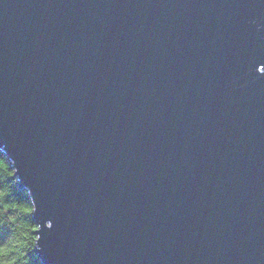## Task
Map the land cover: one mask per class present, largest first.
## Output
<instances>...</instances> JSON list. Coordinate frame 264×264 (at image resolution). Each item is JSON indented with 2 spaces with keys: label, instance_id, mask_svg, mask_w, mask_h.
<instances>
[{
  "label": "water",
  "instance_id": "water-1",
  "mask_svg": "<svg viewBox=\"0 0 264 264\" xmlns=\"http://www.w3.org/2000/svg\"><path fill=\"white\" fill-rule=\"evenodd\" d=\"M0 151L42 264H264V0H0Z\"/></svg>",
  "mask_w": 264,
  "mask_h": 264
},
{
  "label": "trees",
  "instance_id": "trees-1",
  "mask_svg": "<svg viewBox=\"0 0 264 264\" xmlns=\"http://www.w3.org/2000/svg\"><path fill=\"white\" fill-rule=\"evenodd\" d=\"M12 175L0 151V264H42L34 253L36 225L31 204Z\"/></svg>",
  "mask_w": 264,
  "mask_h": 264
}]
</instances>
